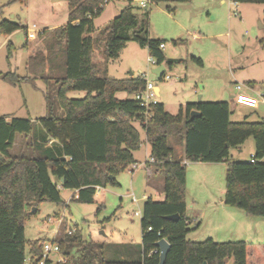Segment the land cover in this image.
Returning <instances> with one entry per match:
<instances>
[{
    "label": "trees",
    "instance_id": "trees-1",
    "mask_svg": "<svg viewBox=\"0 0 264 264\" xmlns=\"http://www.w3.org/2000/svg\"><path fill=\"white\" fill-rule=\"evenodd\" d=\"M15 1L22 0L8 3ZM126 1L127 5L101 28L100 38H96L93 19L106 1L68 0L67 22L39 34L42 47L27 58L25 75L0 72V80L9 85L33 84L37 79L46 84L52 81L57 86L56 104L63 111L62 117L54 116L45 94L46 114L42 117L34 120L14 117L6 121L0 115V264H23L24 221L40 202L61 203L60 190L72 189L76 192L71 200L89 204L94 202L98 188L117 184L116 176L135 164L133 154L141 145L134 121L145 134L152 159L149 162L162 176L163 199H144L139 243H123L120 257L108 258L104 245L85 241L79 264H159L156 243L160 239L169 243L163 264H264L262 250L247 241L188 239L187 234L198 227V222L186 216L185 203L186 162H225L224 204L247 215L260 216L264 221V161L230 160V149L239 147L248 138L253 140L255 157L263 156L264 119L231 121L232 111L226 101L188 102L180 105L174 115L160 102L145 109L133 98L144 88L141 75L114 78L100 74L103 63L117 59L129 41L146 48L157 65L178 62L165 58L159 48L164 40L148 36V22L142 20L139 24L132 0ZM186 1L150 0L155 4ZM231 1L264 3V0ZM165 9L173 11L169 5ZM19 28L16 22L0 19V35ZM98 42L102 44L101 63L93 60ZM257 43L264 51V35ZM7 47L9 57L13 46ZM195 62L202 65L200 58ZM70 91H84L85 95L69 98ZM119 92L128 97L118 98ZM193 110L200 116L190 120ZM17 135L28 139L30 155L10 152ZM175 146L182 147V158L177 157ZM169 215L176 219H166ZM77 240L75 232L60 241L61 253L68 257L66 243ZM42 241L30 243L28 251L38 252ZM59 264L72 263L68 259Z\"/></svg>",
    "mask_w": 264,
    "mask_h": 264
},
{
    "label": "rangeland",
    "instance_id": "rangeland-1",
    "mask_svg": "<svg viewBox=\"0 0 264 264\" xmlns=\"http://www.w3.org/2000/svg\"><path fill=\"white\" fill-rule=\"evenodd\" d=\"M105 1L103 10L93 19L96 28L93 36L96 38H100L101 28L127 5L126 0ZM131 5L138 23L142 20L148 22V36L164 40L162 50L165 58L178 62L171 65L163 63L164 74L168 79L156 80L152 70L158 65L148 63L150 56L147 49L140 47L135 41H129L117 59L103 63L100 74L114 78L145 74L146 79L159 88L158 101L173 115L178 112L180 105L188 102L202 100L230 103L236 94V83L243 84V91L247 94L258 99L264 96V51L256 40L264 35V30L259 26H264V3L239 5L231 0H188L168 4L149 2L147 7L143 8L138 6V0H132ZM166 5L173 11L168 12ZM67 18L68 0H22L10 3L8 0H0V19L20 25L19 30L15 31L9 40L13 46L9 57V47L6 44L0 46V72L14 71L18 75H24L27 55L35 45L42 46L39 39L40 30L63 25ZM32 24L36 25V37L29 39L27 46L24 27H31ZM131 32L132 30L129 31ZM3 36L0 35V42ZM101 52L102 44L98 42L95 44L93 55V60L97 63L103 60ZM197 57L201 58L202 66L195 62ZM251 83L253 89L250 87ZM35 85L40 89L33 88L28 82L19 88L10 87L0 80V113H10L17 118L44 115L46 111H43V102L47 94L51 113L62 117L63 111L55 101L57 86L52 81L44 84L40 79L35 80ZM84 95V91L67 93L69 98H82ZM117 97L122 99L128 95L119 92ZM232 109L230 120L234 122L264 119V104H259L256 109L235 104ZM133 124L138 128L141 138L140 147L134 151V157L139 161L138 167L133 172L129 167L120 172L116 176V185L98 188L93 203L71 200L76 192L72 189L60 190L61 203L47 200L40 202L36 210H31L32 213L24 221L26 253L30 243L34 241L62 237L60 240L65 241L75 232L78 233V240L66 243L65 251L68 257L62 254L72 264H79L85 241L104 245L108 258L120 257L121 244L128 241L140 242V213L143 201L147 197L161 201L163 190L162 186L158 185L157 178L147 182L145 160L149 159L148 144L138 123L134 121ZM27 143V138L17 135L10 152L15 155H30ZM253 148V140L248 138L239 147L230 149V160H249L250 155L254 153ZM175 150L177 157L182 158V147L175 146ZM186 163L185 201L187 212L190 214L191 198L203 197L208 193L223 197L227 164ZM48 217L50 220H47ZM220 217V212L213 211L211 217L198 218V227L189 232L187 238L200 242L212 234L217 242L227 241V238L216 232L223 228L217 227ZM58 218L62 219V224H59ZM249 218L252 220L250 238L247 239L244 234L243 238L253 243L264 254V249H261L264 242L263 218L251 215ZM225 228L231 226L225 225ZM68 230H72L73 234H63Z\"/></svg>",
    "mask_w": 264,
    "mask_h": 264
},
{
    "label": "crops",
    "instance_id": "crops-1",
    "mask_svg": "<svg viewBox=\"0 0 264 264\" xmlns=\"http://www.w3.org/2000/svg\"><path fill=\"white\" fill-rule=\"evenodd\" d=\"M234 4H236V3H234ZM237 4L241 5V3H237ZM259 26H260L261 29L264 30V26H262L261 24ZM27 28L28 27H26V29ZM53 28H55V27H52V28L51 27H47L45 29H42V30H40L39 34L41 32H43V31H46V30H48V31L52 30ZM26 29H25V31H26ZM17 30H19V29H17ZM17 30H15V31H17ZM15 31H13L12 33H10L8 35H4L2 40H1V42H0V46H3L4 44H6V45L11 44L12 45V43L9 40H10L12 34L15 33ZM35 37L36 36H34L33 38H27V31H26V45L28 46L29 39H34ZM39 39L42 40L40 35H39ZM38 46L39 45H35V47H33L32 51L27 55V58L30 55H32L33 53H35L36 50H38V49H40L42 47V46L41 47H38ZM162 52H163V50H162ZM27 58H26V60H27ZM197 58H199V57H197ZM26 60L24 62V70H25ZM202 64H203V62H202ZM10 72H12V71H10ZM15 74H17V73H15ZM19 76H23V75H19ZM23 83H25V82H22V83H20L18 85H9V84L8 85L10 87H18L19 88ZM28 83H30V82H28ZM30 84L32 85L33 88L40 89L39 87H37L35 85V81L33 82V84L32 83H30ZM44 84H46V83L44 82ZM155 87H156L155 90L159 94V88L157 86H155ZM250 87H251V89H253L252 83L250 84ZM43 103H44L43 111L45 112L46 111L45 98H44V102ZM228 104L230 106L231 111L233 112L232 108L235 107L234 99ZM184 105L185 104H183L182 106H184ZM256 108H251V109H256ZM45 114L46 113H44V115ZM0 115L4 116L6 121H9L11 118H14L13 116L10 115V113H0ZM44 115H41L39 117H42ZM39 117H34V118L26 117V118H28L30 120H34V119H37ZM253 152H254V148H253ZM148 153H149V146H148ZM182 156H183V152H182ZM134 159H135V164H137V162H139V161L135 157H134ZM146 161L149 162L150 159L145 160L147 182H149L151 179L154 180V179L157 178L158 185L160 187L162 186V190H163V179H162V176H161L160 172L157 170V168L155 166L152 165L151 162H149V164H146ZM194 163H195V165H201L202 162H194ZM219 163L222 164L223 162H219ZM219 163H206V164H219ZM129 170L131 172L134 171V168L132 167V165L129 166ZM203 180H206V179H203ZM186 184H187V175H186V180H185V185ZM185 203H186V201H185ZM190 209H191V213L189 214L187 212V203H186V216L189 219H192L193 222H200V220L198 221V218H205V217H209V216L211 217V213L213 211L220 212L222 217H220L218 219L217 227H218V229H220V227H223V228L221 229V231L218 230L216 232L218 234H221L223 236V238H227V240H236V241H240L241 240V241H245V240L250 238L249 237L250 236V226L252 224V220H250L249 215L245 214L240 209H237V208H234V207H229V206L225 205L224 202H223V197H216L213 193H208V194H205L203 197L191 198ZM225 225H230L231 228L226 229ZM243 234L245 235V237L247 239L243 238ZM234 236H236L235 239H233ZM208 237L213 239L212 234L210 236H208ZM140 239H141V237H140ZM189 239L193 240L191 238H189ZM128 242L134 243L132 241H128ZM128 242H125V243H128Z\"/></svg>",
    "mask_w": 264,
    "mask_h": 264
},
{
    "label": "built area",
    "instance_id": "built-area-1",
    "mask_svg": "<svg viewBox=\"0 0 264 264\" xmlns=\"http://www.w3.org/2000/svg\"><path fill=\"white\" fill-rule=\"evenodd\" d=\"M150 2V0H138V6L146 8L147 4ZM36 25L32 24L31 27H28L26 29L27 31V38H33L35 36V30ZM160 49L164 48V43H161L159 45ZM148 63L152 65H157L154 58L149 57ZM145 80V85L143 90L135 93L133 95V98L138 101L140 106L147 109L151 105H154L158 103V92L155 90L156 85H154L151 81H148L146 79V75H141ZM163 79H168V76L163 74ZM243 84L236 83L234 84V90L236 91V94L234 96V103L236 105L244 106L247 108H256L259 104H264V96H260V99L257 97L247 94L243 91ZM152 161V159H150ZM249 161L254 163L257 161H264V154L261 158H256L254 153L250 155ZM132 167L136 169L138 167V164H133ZM139 214V211L137 212ZM47 220H50L48 217ZM59 224H62L63 221L61 218H58ZM150 229V228H149ZM63 234L70 235L73 234L72 230L65 231ZM63 238V237H62ZM62 238H55L52 240H45L40 243V250L38 252L34 251H28L24 258H23V264H59V263H65L67 260L62 255L60 250V239ZM57 257V258H56Z\"/></svg>",
    "mask_w": 264,
    "mask_h": 264
},
{
    "label": "water",
    "instance_id": "water-1",
    "mask_svg": "<svg viewBox=\"0 0 264 264\" xmlns=\"http://www.w3.org/2000/svg\"><path fill=\"white\" fill-rule=\"evenodd\" d=\"M152 72L155 75V79L156 80H159L161 74L164 72V66L162 64L161 65H158L156 68H154L152 70ZM198 116H200V113L198 111H196V110H193V111L190 112L189 119L191 120L194 117H198ZM33 211H34V208L32 209V212ZM166 219H168V220H174V219H176V216L169 215V216H166ZM156 245L159 248V264H163L164 258L166 256L168 250H169V243L165 239H160L156 243ZM203 264H206V263L204 262Z\"/></svg>",
    "mask_w": 264,
    "mask_h": 264
}]
</instances>
